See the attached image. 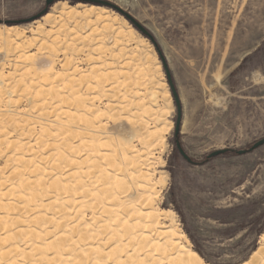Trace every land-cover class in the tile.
<instances>
[{
	"label": "rangeland",
	"instance_id": "1",
	"mask_svg": "<svg viewBox=\"0 0 264 264\" xmlns=\"http://www.w3.org/2000/svg\"><path fill=\"white\" fill-rule=\"evenodd\" d=\"M45 5L0 0V264H92L97 247L111 261L131 232L162 229L206 264L250 260L264 233V142L251 149L264 0ZM91 5L103 20L76 16ZM162 210L174 218L152 222Z\"/></svg>",
	"mask_w": 264,
	"mask_h": 264
},
{
	"label": "bare ground",
	"instance_id": "2",
	"mask_svg": "<svg viewBox=\"0 0 264 264\" xmlns=\"http://www.w3.org/2000/svg\"><path fill=\"white\" fill-rule=\"evenodd\" d=\"M65 4V3H64ZM64 4H62L64 6ZM78 5H75L72 8H76ZM107 12L104 8L98 6H89L84 7L81 11H76L75 14L77 17L88 19L91 16H96V19L103 20V17L100 16L102 13ZM11 29V28H10ZM132 211L136 215L145 216L144 213H140L141 210L139 208H134L132 206ZM170 215L174 218L173 212L171 210H162L160 214H157L156 217L152 219V222H158L159 219L164 216ZM139 224V223H138ZM175 231L173 232L171 229H162L156 233V237L154 239L149 235H144L141 233L135 234L131 232L129 238L136 241L135 244L131 245L130 253L127 251L123 256L113 257L112 260H108L109 252H102L100 248H94V257L92 258V264H206L203 262L202 258L191 249L190 244L183 243L182 245L178 243L177 240H174L173 237L176 236ZM179 238L185 234L182 231H177ZM111 237H119L118 229L110 230ZM10 235H5L0 237V241H6ZM130 242V241H129ZM54 243H51L53 245ZM120 246H127L129 243H120ZM34 248V246H33ZM115 248V247H114ZM112 248V250L114 249ZM126 249V248H125ZM86 250H90V247H86L85 249H81L80 254ZM119 250V248L117 249ZM8 251L17 252L16 246L10 244ZM7 251H5L6 253ZM98 255H103L99 257ZM67 260V259H66ZM239 264H264V233L261 235V244L257 248V250L253 251L250 260L243 261Z\"/></svg>",
	"mask_w": 264,
	"mask_h": 264
},
{
	"label": "water",
	"instance_id": "3",
	"mask_svg": "<svg viewBox=\"0 0 264 264\" xmlns=\"http://www.w3.org/2000/svg\"><path fill=\"white\" fill-rule=\"evenodd\" d=\"M54 1H55V0H45V3H46V5H50V4H52ZM176 127H177V124H176ZM263 142H264V139L255 142V143L252 145L251 149H255V148H257V147L260 146ZM222 151H223V150H216V151L213 152V154L216 155V154H218V153H220V152H222ZM244 151H245V150H239L238 153H243ZM180 153H181V155H182L185 159H188V156L183 152L182 149H180Z\"/></svg>",
	"mask_w": 264,
	"mask_h": 264
},
{
	"label": "trees",
	"instance_id": "4",
	"mask_svg": "<svg viewBox=\"0 0 264 264\" xmlns=\"http://www.w3.org/2000/svg\"><path fill=\"white\" fill-rule=\"evenodd\" d=\"M175 131H177V129L175 130ZM175 134L177 135V132H175ZM175 146H176V149H177V151L180 153V144H175ZM227 151H229V150H223L222 152H220V153H218V154H216V155H219V154H222V153H225V152H227ZM215 154H213V152L211 153V154H209L208 156H207V158H211V157H214V156H216ZM189 162H191V163H196V162H194L192 159H190L189 157H188V159H187ZM198 252V251H197ZM198 254L200 255V253L198 252Z\"/></svg>",
	"mask_w": 264,
	"mask_h": 264
},
{
	"label": "snow or ice",
	"instance_id": "5",
	"mask_svg": "<svg viewBox=\"0 0 264 264\" xmlns=\"http://www.w3.org/2000/svg\"><path fill=\"white\" fill-rule=\"evenodd\" d=\"M45 7H46V5H45Z\"/></svg>",
	"mask_w": 264,
	"mask_h": 264
}]
</instances>
